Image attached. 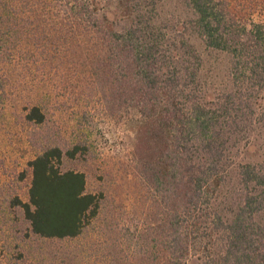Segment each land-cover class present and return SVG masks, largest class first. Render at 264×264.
Wrapping results in <instances>:
<instances>
[{
    "label": "trees",
    "instance_id": "trees-1",
    "mask_svg": "<svg viewBox=\"0 0 264 264\" xmlns=\"http://www.w3.org/2000/svg\"><path fill=\"white\" fill-rule=\"evenodd\" d=\"M45 77L134 121L142 218L62 166L92 149L44 131ZM22 85L39 151L0 208V264H264V0H0V107Z\"/></svg>",
    "mask_w": 264,
    "mask_h": 264
},
{
    "label": "rangeland",
    "instance_id": "rangeland-1",
    "mask_svg": "<svg viewBox=\"0 0 264 264\" xmlns=\"http://www.w3.org/2000/svg\"><path fill=\"white\" fill-rule=\"evenodd\" d=\"M68 84H60L65 88L59 90L56 88V85L59 86L57 79L45 77L36 86V88L41 86L38 96L43 95L42 98L46 101L47 120L43 127L48 137L64 146L70 143L75 135L82 134L92 149L87 165H84L83 161L74 163L64 159L62 166L87 170L90 168V188L109 191L108 208H115L120 213H126L131 211L134 204V209L137 208L141 213L146 203L136 193L143 189L141 186H134L132 177V166H134L132 144L135 135L132 124L134 121L127 120L125 117L111 118L106 114L95 94L89 97L86 93H82L86 96L80 98L78 90L74 89L75 92L68 90ZM78 84L84 85L85 82L79 81ZM21 88L9 90L0 107V208L7 205L9 198L13 195H18L21 199L26 198L30 180L27 162L39 151L38 146H33L29 140L32 133L35 131L40 133V130L38 126L25 120L23 109L25 102L30 98L29 94L33 95L37 91H29V85H22ZM48 89L52 95V97L49 96L50 99L46 96ZM78 97L80 99H77ZM85 108L90 117L89 120L82 122L86 131L81 132L75 121L79 112ZM142 215L141 213L138 216L142 218ZM5 219L17 226L20 222L19 217L17 218L14 213ZM118 233L116 230L114 235ZM62 247L64 248L65 245L55 244V248H58L60 252L64 251V249L61 250ZM188 264H197L196 258H191Z\"/></svg>",
    "mask_w": 264,
    "mask_h": 264
}]
</instances>
